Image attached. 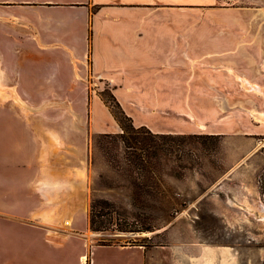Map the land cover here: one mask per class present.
<instances>
[{"label": "crops", "instance_id": "obj_1", "mask_svg": "<svg viewBox=\"0 0 264 264\" xmlns=\"http://www.w3.org/2000/svg\"><path fill=\"white\" fill-rule=\"evenodd\" d=\"M216 1L0 0V264H147L141 245L99 244L73 183L48 191V181L74 179L68 151L84 149L75 132L89 137L75 130L85 117L77 102L90 103L93 132L120 130L100 94L90 99L96 80L114 87L137 126L218 132L209 128L216 72L202 69L217 63L216 35L187 30L186 16ZM208 102L215 116L203 120ZM103 112L114 122L101 123Z\"/></svg>", "mask_w": 264, "mask_h": 264}, {"label": "rangeland", "instance_id": "obj_2", "mask_svg": "<svg viewBox=\"0 0 264 264\" xmlns=\"http://www.w3.org/2000/svg\"><path fill=\"white\" fill-rule=\"evenodd\" d=\"M186 16L192 21L187 30L192 25L216 35L217 63L202 69L216 72L217 122L209 128L218 132L184 139L179 147L183 167L168 176L173 190L150 201L159 208L139 210L130 204L129 182L113 166L114 150L105 151L91 129L90 103L77 102L85 117L74 121L75 130L89 129V137L85 141L75 132L84 149L75 145L68 151L79 179L74 204L89 209L90 234L97 242L141 245L147 264H264V0H217L212 6L187 7ZM107 86L93 82L90 99ZM214 106L202 104L203 120L215 116ZM99 119L104 125L114 122L107 112ZM96 198L116 203L114 217H104L100 230L90 223Z\"/></svg>", "mask_w": 264, "mask_h": 264}, {"label": "trees", "instance_id": "obj_3", "mask_svg": "<svg viewBox=\"0 0 264 264\" xmlns=\"http://www.w3.org/2000/svg\"><path fill=\"white\" fill-rule=\"evenodd\" d=\"M92 36L91 31V39ZM99 94L110 108L121 131L99 133L97 139L105 151L114 150L113 166L117 169L118 175L130 184V204L139 210L159 208L157 204L151 205L150 201L155 198L157 200V197H167L173 190L168 176L174 173L171 169L177 171L178 167H183L179 163V150L184 139L208 134L156 133L146 125L137 126L134 123L114 93V87L108 84ZM171 162L177 164L172 167ZM114 207L115 202L106 198H96L91 208V228L100 230L104 226V217H114L112 210ZM98 243L115 242L101 239Z\"/></svg>", "mask_w": 264, "mask_h": 264}, {"label": "bare ground", "instance_id": "obj_4", "mask_svg": "<svg viewBox=\"0 0 264 264\" xmlns=\"http://www.w3.org/2000/svg\"><path fill=\"white\" fill-rule=\"evenodd\" d=\"M229 68H230V66H229ZM232 69H234V68H232ZM232 71V70H231ZM233 72V71H232ZM238 73V72H237ZM1 70H0V77H1ZM245 81H246V83H250V87L252 88H255L256 90H263L262 89V86L260 87L259 85H257V84H254V83H251V81L249 82L248 81V79H246V78H243ZM16 89V88H15ZM10 90V89H9ZM254 90V89H253ZM2 92V87H0V93ZM16 95H17V93H16ZM260 112V111H259ZM258 112V113H259ZM263 113V112H262ZM260 115V117H262L261 116V114H259ZM264 117V116H263ZM260 119V118H259ZM262 120V119H261ZM263 122V121H262ZM56 136V135H55ZM59 139V138H58ZM58 141H60V140H58ZM57 141V142H58ZM61 144V143H60ZM62 145V144H61ZM64 178V177H63ZM50 179V178H49ZM73 181V182H72ZM77 181H79V179H61V180H53L52 179V177H51V179L48 181V191H53L54 189H70L71 188V186H72V184L71 183H73V186L75 185V183L77 182ZM80 181H82V180H80ZM43 189V188H42ZM48 195H49V192H48ZM50 196V195H49ZM51 201V200H50ZM47 216V215H46ZM47 219V218H46ZM50 219V218H49ZM48 219V220H49Z\"/></svg>", "mask_w": 264, "mask_h": 264}]
</instances>
